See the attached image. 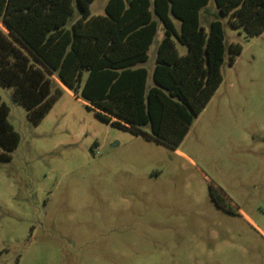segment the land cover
<instances>
[{"label": "rangeland", "instance_id": "obj_1", "mask_svg": "<svg viewBox=\"0 0 264 264\" xmlns=\"http://www.w3.org/2000/svg\"><path fill=\"white\" fill-rule=\"evenodd\" d=\"M221 21L242 52L177 149L100 120L57 79L62 96L35 126L0 85L20 135L0 161V264H264V32Z\"/></svg>", "mask_w": 264, "mask_h": 264}, {"label": "trees", "instance_id": "obj_2", "mask_svg": "<svg viewBox=\"0 0 264 264\" xmlns=\"http://www.w3.org/2000/svg\"><path fill=\"white\" fill-rule=\"evenodd\" d=\"M94 1L0 0V85L35 126L62 96L59 82L100 120L177 149L221 86L226 58L232 66L242 52L227 49L221 18L248 38L264 32V0H213L207 29L212 0H108L92 16ZM9 114L0 97V161L20 143Z\"/></svg>", "mask_w": 264, "mask_h": 264}, {"label": "crops", "instance_id": "obj_3", "mask_svg": "<svg viewBox=\"0 0 264 264\" xmlns=\"http://www.w3.org/2000/svg\"><path fill=\"white\" fill-rule=\"evenodd\" d=\"M159 29H162V27L160 26V28ZM162 39V38H161ZM161 39H160V41H161ZM159 41V42H160ZM153 46V45H152ZM155 64H156V56H155V61L153 62H150V60H149V63L147 64V68H148V70H149V72H150V74H152V71H153V69H154V67H155Z\"/></svg>", "mask_w": 264, "mask_h": 264}, {"label": "flooded vegetation", "instance_id": "obj_4", "mask_svg": "<svg viewBox=\"0 0 264 264\" xmlns=\"http://www.w3.org/2000/svg\"><path fill=\"white\" fill-rule=\"evenodd\" d=\"M212 198H213V201L216 204V206H218L219 208L223 207L222 204H223L224 200L220 196L216 195V197L212 196Z\"/></svg>", "mask_w": 264, "mask_h": 264}]
</instances>
